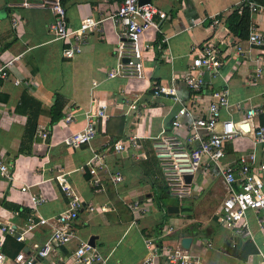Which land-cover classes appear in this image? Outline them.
Returning <instances> with one entry per match:
<instances>
[{
	"label": "crops",
	"instance_id": "0c3cea01",
	"mask_svg": "<svg viewBox=\"0 0 264 264\" xmlns=\"http://www.w3.org/2000/svg\"><path fill=\"white\" fill-rule=\"evenodd\" d=\"M150 1L164 17L154 15L156 27H148L140 35L139 41L147 47L140 58L142 77L137 79L104 77L105 71L116 62L113 48L119 39L108 15L119 0L61 1L67 28L75 27L85 15L102 19L101 32H87L81 51L70 58L61 57L62 43L52 39L47 31L52 18L48 9L37 5L14 8L15 0H0V62L20 54L9 67V75L0 79V153L10 163L12 177L7 183L0 176V221L19 230L31 211L42 217L61 211L65 197L54 176L63 173L82 199L83 210L73 224L77 239L56 246L51 259L62 260L78 239L88 242L92 237L93 246L106 257L107 264H140L145 255L142 238L155 236L158 228L170 223L174 231L165 240L176 243L182 237H190L188 248L203 264H255L258 254L264 255V224L258 226L253 213L248 212L250 235L240 239L239 245L231 241V234L215 217L224 196V185L214 169L198 170L192 176V193L180 205L168 194L160 196L161 191L166 192V186L151 148L152 139L161 130H171L170 121L178 107L190 108L194 117H204L210 93L216 89L225 87L228 99L244 100L243 107L262 102L264 69L253 82L245 80L255 49L243 55L244 64L235 63L231 46L239 42L245 48V37L232 35L223 24L224 18L239 8L241 0ZM11 13L19 20L14 28L9 23ZM214 16L218 17V23L210 26ZM249 26L264 34V12L249 14L247 30ZM207 38L221 43L224 58L212 77L203 76L204 87L192 93L183 84L182 74L190 64L193 49ZM157 39L159 44L155 46ZM13 79H19L20 83L14 85ZM92 81L96 85L91 88ZM151 83L173 86L175 99L152 97ZM90 97L105 105L107 116L95 124V135L87 145L66 147L62 139L80 130L84 113L95 106ZM56 98L58 114L50 117L49 110ZM132 101L135 109L130 110L128 105ZM242 113L241 110L230 118L237 120ZM66 114L72 117L67 124L63 121ZM227 116L226 112L220 113V118ZM256 122L264 124V114ZM179 123L183 125L186 120L179 118ZM43 131L46 134L41 138L39 133ZM175 132L180 137L184 135L182 127ZM247 135L227 143V153L248 148ZM131 136L137 143L131 150L134 155L109 149L115 141L127 145L126 139ZM92 152L105 154L106 172H97L103 186L99 193L91 192L87 176L75 170L86 168ZM234 155L231 153L225 159ZM107 172H118L122 179L112 184ZM162 184L157 199L155 193ZM22 185L32 192H41L44 201L31 209L26 194L19 191ZM133 199L144 207L142 215L133 216L126 209L125 202ZM87 204L94 207L107 204L109 209L88 214L84 208ZM14 211L17 213L13 214ZM48 233L47 226H37L26 234L24 245L4 236L2 251L12 254L16 244L25 249L29 242L42 243ZM225 242L233 251L223 250ZM240 254H245L243 259Z\"/></svg>",
	"mask_w": 264,
	"mask_h": 264
},
{
	"label": "built area",
	"instance_id": "2783aa9c",
	"mask_svg": "<svg viewBox=\"0 0 264 264\" xmlns=\"http://www.w3.org/2000/svg\"><path fill=\"white\" fill-rule=\"evenodd\" d=\"M14 8L37 5L50 11L52 18L47 24V31L51 38L59 40L61 44L60 55L62 58H70L81 51L86 42L87 32H101L100 21L89 15L82 16L77 25L67 28L65 25L64 8L60 0H15ZM248 15L264 12V5L247 1ZM163 18V12L157 10L151 1L138 4L137 0H119L116 8L108 15L117 36L113 51L116 62L114 66L105 71V78H141L142 68L140 58L142 51L147 47L139 39L141 33L148 27H156L153 16ZM218 17L214 16L210 26L218 23ZM11 27H17L19 20L15 13L9 16ZM245 48L239 42L232 44L235 63L244 64L243 55L255 49L251 59L252 66L246 74L245 80L253 82L258 79L264 69V34L249 26L244 39ZM190 64L182 74L185 87L192 93L199 92L204 87L203 76L212 77L222 64L224 54L221 43H215L210 39L203 40L198 47L193 49ZM20 57L15 54L0 62V79L9 75V67ZM12 83H20L19 79H13ZM96 85L91 82V88ZM152 97L164 96L175 99L173 86L151 83L149 86ZM91 104L84 113V123L80 130L70 133L62 139V143L69 148H77L87 145L95 135V124L104 119L105 105L90 97ZM244 100L230 101L225 87L216 89L210 93L206 105L204 117H194L190 108L180 106L176 109L168 132L160 131L152 139L151 148L157 164L163 175L166 192L174 197L180 205L182 200L192 193L190 183H185L184 175L193 176L198 170L207 171L214 169L216 175L224 185V196L222 197L216 211V221L231 234V241L237 237L244 239L250 235L246 214L253 213L254 221L258 226L264 224V124H258L256 119L264 114V97L262 102L255 105L243 107ZM128 109H135L134 102L128 105ZM243 111L242 117L232 120L230 116ZM226 112V118H220V113ZM179 118H184L186 123L181 125ZM72 117L66 114L64 123H69ZM255 121V123H254ZM183 128L184 135L180 137L175 132L176 128ZM46 131L39 133L44 138ZM248 134V135H247ZM247 135L248 149L233 150L235 155L226 160L231 153H227L225 146L232 143L236 138ZM127 145L121 141H115L109 149L112 152L121 150L134 155L131 150L137 147L133 136L126 139ZM105 154L92 152L85 163L86 168H77L81 175H86L91 192L99 193L103 190L101 178L97 172H106ZM67 175V173H66ZM108 180L114 184L122 177L118 172L106 173ZM0 176L10 183L11 165L0 153ZM60 192L65 197L64 208L55 215L42 217L32 211L25 215L22 227L16 230L8 223L0 221V264H107L103 256L94 246L86 240L78 239L73 250L63 258L51 259L54 248L65 244L72 239H77L74 227L78 212L83 210L82 199L78 193L67 182L63 173L54 176ZM20 192L27 196L31 209L44 201L41 192H32L27 185L19 187ZM125 207L133 216L142 215L144 207L136 200L125 202ZM87 213L104 212L109 209L107 204L94 207L84 206ZM14 211L13 214H16ZM37 226H47L49 233L42 243L29 242L25 249L20 247L12 254L2 251L4 236H9L14 242L24 245L26 234ZM174 231L173 226L168 223L160 228L155 236L142 238L145 255L140 264H203L198 255L189 248H183L179 241L169 242L166 236ZM234 242L231 243L233 245ZM255 264H264V255L258 254Z\"/></svg>",
	"mask_w": 264,
	"mask_h": 264
},
{
	"label": "trees",
	"instance_id": "16d2710c",
	"mask_svg": "<svg viewBox=\"0 0 264 264\" xmlns=\"http://www.w3.org/2000/svg\"><path fill=\"white\" fill-rule=\"evenodd\" d=\"M62 1V0H60ZM247 1H252L256 4L264 5V0H241V3L239 5V8L233 9L225 18L223 21L224 27L234 36H237L239 38L246 37L247 34V24H248V11L246 8ZM159 44V40L157 39L155 46ZM158 53L157 48L155 49V54ZM58 104V98H56L53 102V104L50 107L49 115L50 117H56L58 114V111H56V106ZM156 159V158H155ZM163 184L160 185L159 191L155 193L157 196L156 198L159 199V192L162 190ZM165 188V187H164ZM156 189V187H155ZM166 189V188H165ZM165 190L161 191L160 196H166L167 192H164ZM159 201V200H158ZM160 203V201H159ZM160 227V225H159ZM159 231V228L157 229ZM158 233V232H157ZM9 237V236H8ZM246 244V243H245ZM19 248V244L15 245L14 252ZM244 249V248H243ZM245 255V254H244ZM244 255L240 254V257L243 259Z\"/></svg>",
	"mask_w": 264,
	"mask_h": 264
},
{
	"label": "water",
	"instance_id": "95a60500",
	"mask_svg": "<svg viewBox=\"0 0 264 264\" xmlns=\"http://www.w3.org/2000/svg\"><path fill=\"white\" fill-rule=\"evenodd\" d=\"M147 1H149V0H137L138 4H141V3L147 2ZM191 179H192V176L189 174L183 176V180L185 183H191ZM169 209H170V207H166V210H169ZM172 209L175 211L176 210L175 206H173ZM190 240H191L190 237H182L180 239L179 243L183 248H187ZM233 240L236 241L237 245H239L241 243V240L237 237H234ZM88 243L93 246L92 237H90L88 239Z\"/></svg>",
	"mask_w": 264,
	"mask_h": 264
},
{
	"label": "rangeland",
	"instance_id": "374dc122",
	"mask_svg": "<svg viewBox=\"0 0 264 264\" xmlns=\"http://www.w3.org/2000/svg\"><path fill=\"white\" fill-rule=\"evenodd\" d=\"M248 148H249V147H248ZM248 148H246V149H248ZM211 218H212V217H211ZM214 220H215V219H214ZM215 228H218V231H222L221 229H219V226H215ZM223 250H224L225 252L233 251V249H231V247L229 246L228 242H225Z\"/></svg>",
	"mask_w": 264,
	"mask_h": 264
}]
</instances>
